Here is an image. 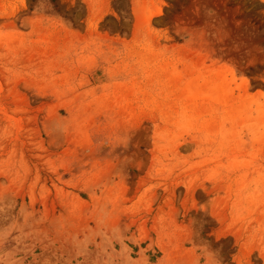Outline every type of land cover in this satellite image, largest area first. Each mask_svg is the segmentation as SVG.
Returning a JSON list of instances; mask_svg holds the SVG:
<instances>
[{
  "label": "rangeland",
  "instance_id": "rangeland-1",
  "mask_svg": "<svg viewBox=\"0 0 264 264\" xmlns=\"http://www.w3.org/2000/svg\"><path fill=\"white\" fill-rule=\"evenodd\" d=\"M0 264H264V0H0Z\"/></svg>",
  "mask_w": 264,
  "mask_h": 264
}]
</instances>
